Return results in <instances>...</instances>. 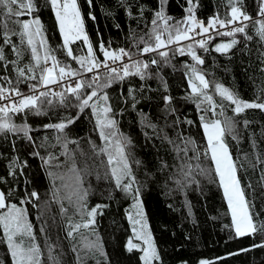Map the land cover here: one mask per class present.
<instances>
[{
  "label": "trees",
  "instance_id": "trees-1",
  "mask_svg": "<svg viewBox=\"0 0 264 264\" xmlns=\"http://www.w3.org/2000/svg\"><path fill=\"white\" fill-rule=\"evenodd\" d=\"M193 2L197 4L196 17L203 21L214 15L225 18L229 10L228 0ZM35 3L37 11L20 18L5 19L4 9L0 8V47L4 49L8 61L18 60V64L0 61V77H8L21 92L36 81L19 83L17 80L15 68L31 63V52L26 42L22 43L19 35L11 37L21 50L19 59L11 45L2 43L6 30L19 32L18 25L13 23L15 19L39 17L44 39L47 46L55 50L57 59L74 69L80 67L64 54L63 39L50 4L47 0H35ZM77 5L94 53L103 60L99 50L101 42L110 50L124 48L137 53L136 45L140 38L147 39L145 33L153 27L151 20L159 8V0H91V3L89 0H77ZM186 7V0H168L165 12L174 22L187 15ZM240 7L257 19V0H243ZM247 24L248 35L253 39L245 41L241 34H236L235 39L240 42L226 54L214 51L215 46L228 43L233 37L220 35L208 43L207 51L196 46L195 42L186 41L180 46L185 49V54L181 55L176 51L178 46H171L166 50V65L158 53L137 54L133 59L149 64L152 59L161 61L159 65L150 64L148 71L152 74L151 78L141 80L139 76H129L108 88L98 89L101 94L109 96L118 133L131 140L125 151L136 181L133 189H139L148 230L160 256L156 264H199L201 260L210 261L211 264H264V248L252 247L264 243V229H260L264 225V163H261L264 161V111L248 109L235 115L232 111L234 106L221 101L214 88L219 83L244 101H254L260 97V102H264V42L255 34L254 21ZM188 44H193L204 64H195L187 55ZM143 46L139 44V47ZM71 47L75 55L86 56L87 47L82 40ZM191 67L204 74L210 82L207 93L217 102L216 116L205 110L209 107L207 102L201 104L200 109L197 108L200 100L192 96L188 83ZM81 79L90 77L84 75ZM0 86L9 85L0 79ZM129 88L134 89L138 100L135 108L132 107L131 97H128ZM65 95L66 104H60L56 97L50 98L54 104L45 106V114L36 115L29 111L12 115V122L17 126L25 123L30 126L32 140L25 139L22 133H0V191L6 195L11 192L9 202L25 209L36 243L42 250L44 264H51L48 244L54 245L52 254L59 264H143L140 259L142 252L138 249L128 251L127 247L130 238L133 243H141L135 240L128 220L129 207L135 201L134 194H125L116 187L107 163L108 155L100 151L105 147V142L95 129L91 109L80 113L75 123L63 134L52 128H44L46 124L77 117L78 109L73 106L75 98L67 93ZM165 95L171 97L170 105H165ZM221 102L224 104L223 115H219ZM144 116L156 125L155 129L142 124ZM201 116L209 121L231 119L236 122L234 134H226L224 143L237 166L241 187L245 190L253 219L260 229L254 235L239 238L234 235L232 219L207 149ZM244 121H248L247 126ZM58 135H67L69 140L76 141L67 144L71 158L64 154L66 149L63 143L57 141ZM165 135L167 139H164ZM181 137L191 138L195 142V152L189 151L188 157L199 156L198 160L190 159L187 162L193 167L199 164L206 170V175L193 173L197 183L186 188H179L174 179L183 163L181 158L184 152H177L168 142L174 141L179 148H183ZM109 151L115 155L114 145ZM49 157L53 159L45 165L44 160ZM73 159L80 175L79 187L88 193L83 203L87 209L96 205L102 207L95 217L93 228L81 229L73 238H68L66 231L69 220L82 222L75 197L72 202L67 198L77 187L75 175L70 171ZM13 162L15 164L10 168ZM10 171L14 175H9ZM123 182H128V178ZM32 191L38 193V200L26 196ZM21 199L25 203L21 204ZM88 241L102 246L104 255L96 249L86 248L84 245ZM0 264H11L4 243H0Z\"/></svg>",
  "mask_w": 264,
  "mask_h": 264
},
{
  "label": "snow or ice",
  "instance_id": "snow-or-ice-1",
  "mask_svg": "<svg viewBox=\"0 0 264 264\" xmlns=\"http://www.w3.org/2000/svg\"><path fill=\"white\" fill-rule=\"evenodd\" d=\"M167 2L168 0H159V8L155 11V15L151 20L153 27L149 32L145 33L147 39L144 37L140 38L139 43L136 45L137 53L124 48L110 50L101 42L99 50L103 55V60H100L94 53L93 44L85 32L84 21L77 5V0H47V3L50 4L55 14L59 32L63 38L62 48L64 54L69 60H74L80 66L79 69H74L71 65L62 63L57 59L55 50L47 46L39 17L33 16L32 19L13 20V23L18 25L19 32L6 30L2 38L3 45H11L12 51L18 59L22 53L19 47L13 43L11 37L19 35L21 42H26L31 52V63L24 67L17 66L15 72L19 83H23L26 80L36 81V83L28 85L29 91L32 93L28 95L22 93L18 87L13 86V82L8 77H0V79L7 81L9 85L8 87L0 86V101L11 100L12 97H20L18 102L12 101L8 104H0V133H22L25 139L31 141L32 137L29 135L31 131L30 126L27 123L17 126L12 122V115L18 113L26 114L29 111L36 115L45 114V106H53L54 101L49 98L50 90L38 91V89H48L53 84L59 86L60 82L68 78H74V82L65 87V92H51V96L56 97L60 104H66L67 102L65 93L74 97L76 103L73 106L78 109L77 117L65 118L55 124H46L44 128H52L58 133L63 134L70 125L75 123L80 113H83L86 109H91V115L95 121V129L99 132L100 139L105 142V147L100 149V151L108 155L107 163L116 187L125 194H134L136 201L134 207L137 209L136 215L139 218L133 219L132 216H129V219L133 223V236L135 240L141 243H133V239L130 238L127 242V247L128 251L138 249L143 253L140 257L143 264H156L160 260V256L151 233L148 231L147 221L144 218L139 200V189H133V184L136 181L132 177L129 155L125 151L128 145L131 144V140L123 134L118 133L116 127L117 121L114 118L113 107L109 103V96L106 93L101 94L98 89L108 88L113 83L123 81L129 76H139L141 80L151 78L152 74L148 71L150 64L159 65L161 61L152 59L149 64L138 59H133L137 54L158 53L166 65L168 62V52L161 49L171 45H179L182 41L193 40L196 46L207 51L208 43L214 38L210 34L213 31H215L216 35L233 37L230 42L220 43L215 46L214 51L218 53L226 54L240 42L235 39L236 34H241L245 41L253 39L251 35H248L247 29L249 24L245 22L254 21L255 34L259 37L260 41L264 42V0H257L256 15L259 19H254L253 16L240 7L243 0H228L227 7L229 10L226 17L221 18L219 15H214L207 20L206 24L197 19L195 13L197 4L193 0H186L187 7L185 8V12L187 15L182 20L174 22L173 18L165 12ZM89 3H91V0H89ZM0 8L4 9L5 19H8L31 16L32 13L37 11L38 6L35 0H0ZM131 15L130 11L129 16ZM4 27L7 29L6 24ZM223 28H230V30L225 32L219 31V29ZM197 36H200L201 39L197 40ZM81 40L87 46L86 56L75 55L71 47L72 44ZM139 44H143L144 46L141 48ZM176 51L181 55L185 54L183 47L177 48ZM187 55L191 56L195 64H204V60L194 50L193 44L187 45ZM124 58H128L130 62H124ZM0 61L18 64V60H7L2 47H0ZM112 65L117 66L113 67ZM101 70H104L103 77ZM190 71L191 76L188 83L192 96L200 100L197 108L200 109L201 104L207 102L209 107L205 110L211 111L213 116H216L215 109L218 106L217 102L214 101L213 96L207 93V90L210 88V82L195 67H191ZM89 73L93 74L90 79L80 78ZM161 82L163 83V81ZM164 86L166 89L167 85L165 84ZM214 88L216 95L221 98V101H227L231 106H234L232 107V111L235 115H239L248 109L264 111V102H260V97L254 101H244L219 83L215 84ZM87 89H91V91H86ZM128 97H131L132 107L135 108L138 100L134 89L129 88ZM163 101L165 105H170L171 97L165 95ZM219 107L222 109L219 115H223L224 104L221 102ZM201 122L205 136L207 137L211 161L215 165V174L219 178L220 186L223 189L231 213L234 235L236 238L254 235L258 230L264 229V225H261L260 229H258L253 219L250 202L246 198L245 190L241 187L237 175V166L232 160L227 145L224 143V136L226 134H234L236 122L231 119L223 122L219 119L209 121L205 120L204 116H201ZM142 124L145 127L156 128V125L152 124L146 116L143 117ZM225 124L228 126L225 127ZM244 124L247 126L248 121H244ZM234 138L237 137L234 135ZM56 139L58 142L63 143L66 149L64 154L69 156L67 144L76 143V141L69 140L67 135H58ZM164 139H167L166 135ZM181 139L184 143L183 148H179L174 141L169 140L168 142L173 144L177 152H184V157L181 158L183 163L174 179L179 188H186L190 184L197 183L193 173L206 175V170L199 164L193 167V165L187 162L190 159L198 160L199 156L197 154L193 157H188L189 151L195 152V142L191 138L181 137ZM113 145L115 155L109 151V148ZM38 154L35 153V155ZM69 158L71 157L69 156ZM52 159L53 157H49V159L44 160V164H50ZM136 163L138 164L139 161H136ZM261 163H264V161ZM14 164L15 162H13V165H10V168ZM70 171L75 175L77 187L72 190L67 198L72 202L73 197H75V202L80 207L82 217V222L79 223H73L69 220L66 236L73 238L74 234L79 233L81 229L93 228L96 223L95 217L99 214V209L102 206L96 205L91 209H87L83 201L88 193L86 190L81 191L79 187L80 175L78 169L75 167L74 159L73 167ZM9 175H14V173L10 171ZM49 175L51 176L52 173H49ZM125 178H128V182L126 183L123 182ZM262 182H264V176H262ZM11 195V192L6 195L5 192L0 191V210H3L0 211V229H2L0 243L6 244L7 251L11 257V264H44L42 250L36 243V237L33 234L32 224L27 219V213L25 209L18 207L17 204L9 202V196ZM26 196L30 199H39L36 191L26 193ZM20 203H25V200L21 199ZM62 211L65 210L62 208ZM41 231L44 232L45 229L42 228ZM84 246L90 250L96 249L100 251L101 255H104L102 246L98 245L95 241H88ZM252 247L264 248V243L254 244ZM53 248L54 245L48 244V260L51 261V264H59L57 257L52 254ZM75 250L74 248L73 251ZM249 250L242 249V251ZM199 264H211V262L201 260Z\"/></svg>",
  "mask_w": 264,
  "mask_h": 264
},
{
  "label": "built area",
  "instance_id": "built-area-1",
  "mask_svg": "<svg viewBox=\"0 0 264 264\" xmlns=\"http://www.w3.org/2000/svg\"><path fill=\"white\" fill-rule=\"evenodd\" d=\"M256 18L259 19L258 16H257ZM197 19H198V18H197ZM198 20L204 22L205 24L207 23V21H203V20H201V19H198ZM245 23H247V22H245ZM217 27H218V26H217ZM229 30H230V28L219 29V31H221V32H225V31H229ZM210 34L213 35V37L218 36V35H216L215 31L211 32ZM196 39L199 40V39H201V37H200V36H197ZM186 41H188V42H194L193 40H186ZM124 62H130V61H128V58H124ZM118 63H119V62H118ZM112 66H113V67H116L117 65H112ZM103 71H104V70H101L102 77H103ZM86 75L89 76V77L91 78V76H92L93 74L89 73V74H86ZM80 78H81V77H80ZM73 82H74V78H68V79H66L65 81L60 82V85H59V86L56 85V84H53V85H50L48 89L39 88L38 91H46V90H50L49 98H54L53 96H51V92H56V93H60V92H62V91L65 92V87H66L68 84H72ZM28 85H29V84H28ZM28 85H27L26 90H25L24 92H22V93L30 95V94H32V93L29 91V87H28ZM4 87H6V86H4ZM19 99H20V97H12L11 100L0 101V104H8V103H10V102H12V101H17V102H18ZM13 115H15V114H13Z\"/></svg>",
  "mask_w": 264,
  "mask_h": 264
},
{
  "label": "rangeland",
  "instance_id": "rangeland-1",
  "mask_svg": "<svg viewBox=\"0 0 264 264\" xmlns=\"http://www.w3.org/2000/svg\"><path fill=\"white\" fill-rule=\"evenodd\" d=\"M63 39V38H62ZM186 41H182L179 45H171V46H178V47H180V46H183L184 44L183 43H185ZM171 46H169V47H167V48H164V49H161L162 51H166L168 48H170ZM87 47V46H86ZM205 134V133H204ZM205 138H206V142H207V137L205 136ZM207 149H208V142H207ZM209 154H210V156H211V153L209 152ZM214 169H215V165H214ZM218 180H219V178H218ZM221 190H222V193H223V196H224V192H223V189H222V187H221ZM224 199H225V202H226V205H227V207H228V204H227V200H226V198H225V196H224ZM135 203H136V201H133L132 203H131V205H130V207H129V213H128V220H129V223H130V226H131V229H133V223H132V221H130V219H129V216H132V218L133 219H138L139 217H137V215H136V212H137V209L134 207V205H135ZM143 210V209H142ZM228 210H229V208H228ZM229 213H230V211H229ZM143 215H144V211H143ZM230 216H231V213H230ZM145 218V217H144ZM232 219V218H231ZM149 231V230H148ZM133 232V231H132ZM143 255V253L141 254V256ZM143 263V262H142Z\"/></svg>",
  "mask_w": 264,
  "mask_h": 264
}]
</instances>
